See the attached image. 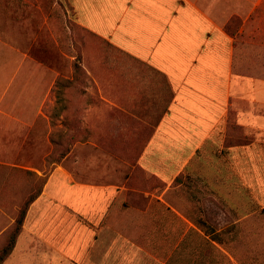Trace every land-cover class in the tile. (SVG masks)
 <instances>
[{
  "label": "crops",
  "instance_id": "crops-1",
  "mask_svg": "<svg viewBox=\"0 0 264 264\" xmlns=\"http://www.w3.org/2000/svg\"><path fill=\"white\" fill-rule=\"evenodd\" d=\"M66 1L123 58L85 66L72 105L95 140L74 146L78 173H52L4 264H249L224 235L264 227V0ZM29 58L0 53V127L26 122Z\"/></svg>",
  "mask_w": 264,
  "mask_h": 264
},
{
  "label": "rangeland",
  "instance_id": "rangeland-1",
  "mask_svg": "<svg viewBox=\"0 0 264 264\" xmlns=\"http://www.w3.org/2000/svg\"><path fill=\"white\" fill-rule=\"evenodd\" d=\"M246 2L240 0L241 4ZM233 29L229 27V31ZM11 50L27 53L33 66L41 68V75L38 87L23 95L32 104L22 108L26 122L17 124L14 130L7 129L6 124L0 127V251L30 195L42 185L43 191L59 167L78 173L77 157L72 155L74 146L95 140L88 137L83 122L86 107L72 105L73 98L88 93L85 66H109L119 61L118 57L123 58L106 40L78 23L66 0H0V53ZM101 139L100 146L110 144L109 138ZM120 157L134 160L131 155ZM188 180L191 184L183 179L182 191L195 182L193 178ZM255 219L264 220V209H256ZM224 241L226 248L234 247L239 259L264 264V227L250 228L248 233L240 227L234 237L225 233ZM40 242L33 237V258ZM15 247L6 260L20 258Z\"/></svg>",
  "mask_w": 264,
  "mask_h": 264
},
{
  "label": "trees",
  "instance_id": "trees-1",
  "mask_svg": "<svg viewBox=\"0 0 264 264\" xmlns=\"http://www.w3.org/2000/svg\"><path fill=\"white\" fill-rule=\"evenodd\" d=\"M43 185L38 190H36L34 193L30 195V197L26 200L24 205L22 206L19 216L17 217L15 224L13 228L11 229V232L9 234V239L7 244L1 249L0 251V264H2L6 258L11 254L13 251L17 239L23 229L24 221L28 212V209L30 205L39 197V195L42 193ZM213 239L220 240V237L213 236Z\"/></svg>",
  "mask_w": 264,
  "mask_h": 264
}]
</instances>
